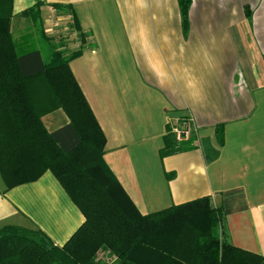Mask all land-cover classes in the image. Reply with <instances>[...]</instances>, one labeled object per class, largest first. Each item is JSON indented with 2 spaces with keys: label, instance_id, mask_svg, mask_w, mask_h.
Instances as JSON below:
<instances>
[{
  "label": "crops",
  "instance_id": "1",
  "mask_svg": "<svg viewBox=\"0 0 264 264\" xmlns=\"http://www.w3.org/2000/svg\"><path fill=\"white\" fill-rule=\"evenodd\" d=\"M38 1L45 27L47 14L72 17L63 53L78 52L70 68L106 137L104 160L138 210L210 197L228 240L264 258V0H192L187 31L179 0H13L14 15ZM186 116L202 147L163 157L171 120ZM42 121L49 133L70 123L63 109ZM85 221L50 170L10 190L0 172V229L64 246Z\"/></svg>",
  "mask_w": 264,
  "mask_h": 264
},
{
  "label": "trees",
  "instance_id": "2",
  "mask_svg": "<svg viewBox=\"0 0 264 264\" xmlns=\"http://www.w3.org/2000/svg\"><path fill=\"white\" fill-rule=\"evenodd\" d=\"M42 3L15 16L13 0H0V172L10 190L50 170L86 221L64 246L41 231L4 226L0 264H264L228 240L224 207L210 197L147 215L138 210L104 160L106 137L70 68L78 52L66 56L67 37L35 30ZM179 5L187 31L192 0ZM18 17L33 29L19 39L12 30ZM39 34L48 59L34 42L19 46ZM57 109L70 123L49 133L42 118ZM192 148L177 147L168 133L161 155ZM100 251L110 259H98Z\"/></svg>",
  "mask_w": 264,
  "mask_h": 264
},
{
  "label": "rangeland",
  "instance_id": "3",
  "mask_svg": "<svg viewBox=\"0 0 264 264\" xmlns=\"http://www.w3.org/2000/svg\"><path fill=\"white\" fill-rule=\"evenodd\" d=\"M52 18H54V17H52ZM44 20H45V24H46L47 28L44 26V23H43L44 21H43V18L41 16V21H39L37 23L35 30H38L41 33V29L43 30V28H45L44 30H46L45 31L46 35L54 34L51 37H58L61 35V32H62V34L63 33L69 34V32L72 30V26L70 25L68 19L67 20L66 19H60V20L54 21L53 23H49V21L51 20V16L47 14L44 17ZM31 25H32V23L29 20L25 19V21L23 22L21 19H19V20L15 19V21H13V26H12L14 37L18 38V39L20 37H22V35H24L25 33L29 32L30 29H32V28H30ZM42 26H43V28H42ZM24 42H29V43L34 42L33 43L34 45L43 47L44 51H47L49 49V44H47L42 39L41 34H39V37H36L34 41L30 40V38L19 40V46L21 43L24 44ZM105 255L102 256V259H104L106 261L108 259H110V257H108L107 254H105Z\"/></svg>",
  "mask_w": 264,
  "mask_h": 264
},
{
  "label": "built area",
  "instance_id": "4",
  "mask_svg": "<svg viewBox=\"0 0 264 264\" xmlns=\"http://www.w3.org/2000/svg\"><path fill=\"white\" fill-rule=\"evenodd\" d=\"M63 19H68L70 25H73V23H71L72 17H65ZM57 20L59 19L54 17L51 18L50 22L53 23ZM168 133L172 136L177 147H180L181 145H191L193 148L202 147L199 132L194 126L193 119L190 116L179 120H171Z\"/></svg>",
  "mask_w": 264,
  "mask_h": 264
}]
</instances>
